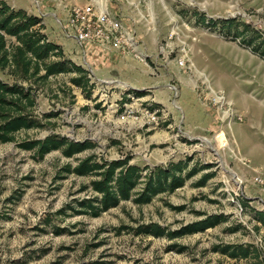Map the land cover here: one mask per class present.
Wrapping results in <instances>:
<instances>
[{
  "label": "rangeland",
  "instance_id": "374dc122",
  "mask_svg": "<svg viewBox=\"0 0 264 264\" xmlns=\"http://www.w3.org/2000/svg\"><path fill=\"white\" fill-rule=\"evenodd\" d=\"M5 1L44 17L50 34L58 33L98 84L83 90L71 83L74 73L35 84L34 118L40 126L0 142V264H264V226L255 219V210L264 209V185L254 182L264 172V58L223 33L221 24H207L235 17L264 32V0H100L136 31L131 51L82 47L65 34L49 0ZM127 56V67L114 70ZM108 72L131 86L113 81L116 77L97 78ZM0 77L14 81L8 69ZM125 87L147 91L144 101L164 111V119L152 128L143 125L146 118L118 120V94ZM53 134L96 146L70 158L61 150L39 158L19 145ZM91 154L109 160L129 155L142 168L183 160L188 169L199 170L184 186L148 204L126 200L92 216L73 208L93 194V176L62 171ZM206 173L213 175L198 185ZM178 206L184 208H173ZM209 214L227 218L176 238L134 230L152 222L175 230ZM222 244L256 250L233 259L213 250Z\"/></svg>",
  "mask_w": 264,
  "mask_h": 264
},
{
  "label": "trees",
  "instance_id": "16d2710c",
  "mask_svg": "<svg viewBox=\"0 0 264 264\" xmlns=\"http://www.w3.org/2000/svg\"><path fill=\"white\" fill-rule=\"evenodd\" d=\"M207 24H221L223 33L233 39L239 38L242 45L249 46L253 52L264 58V32L247 23L238 24L235 17L209 19ZM45 28L42 17L29 14L22 8L16 10L5 0H0V71L8 69L14 76L13 82H7L0 77V142L14 141L18 131L40 126L34 118L37 97L35 84L44 83L51 76L61 73H74L70 78L72 84L90 92L95 87L89 72L82 65L68 59L62 47L49 40ZM21 80L30 82L24 85ZM145 93L146 91H137L139 96ZM19 145L24 149L35 150L39 158L53 150H61L65 157L70 158L96 146L89 140H70L56 134L42 139L25 140ZM131 159L129 155L112 160L98 159L96 154H91L79 158L75 165L64 166L62 171L77 176H93L90 181L93 194L78 200L80 209H73L78 213L99 216L126 200H133L138 205L148 204L155 196L174 192L184 186L199 170L198 167L188 169V163L183 160L170 161L166 165H146L142 168L131 163ZM212 175L213 173L204 174L198 185L205 184ZM173 208L183 209L184 206ZM226 218L224 214H209L175 230H169L158 222L139 224L134 230L137 235H166L176 238L203 232ZM255 219L264 226V209L255 210ZM122 228H118V232ZM60 230L56 229V232L59 233ZM213 250L233 259H240L254 254L256 249L254 245L248 244H222L215 245Z\"/></svg>",
  "mask_w": 264,
  "mask_h": 264
},
{
  "label": "built area",
  "instance_id": "2783aa9c",
  "mask_svg": "<svg viewBox=\"0 0 264 264\" xmlns=\"http://www.w3.org/2000/svg\"><path fill=\"white\" fill-rule=\"evenodd\" d=\"M88 1L82 6L66 7L65 5L67 8L66 20L61 22L65 34L74 37L82 47L94 44L101 48L133 50L137 44L136 31L125 24L124 18L119 15V12H111L98 0ZM96 1L98 2L96 3ZM179 64L185 66L186 59H180ZM89 76L92 78L91 73ZM120 90L117 107L121 108V114H119L118 120L122 122L130 119L140 121L146 118L143 125L147 124V127L152 128L166 116L164 111L160 112L159 108L153 109L151 105H148L149 103L144 101L143 96L137 94L138 90L126 87L120 88ZM254 182L264 185V172L256 175Z\"/></svg>",
  "mask_w": 264,
  "mask_h": 264
},
{
  "label": "crops",
  "instance_id": "0c3cea01",
  "mask_svg": "<svg viewBox=\"0 0 264 264\" xmlns=\"http://www.w3.org/2000/svg\"><path fill=\"white\" fill-rule=\"evenodd\" d=\"M86 0H49V3H50V6H53L52 8H53V14L58 18V20L60 21V22H62L63 20H61V18H60V16L61 17H63V16H65L66 17V15H67V6L68 7H70V6H73V5H78V6H82V5H84L86 2H85ZM99 2H101L100 0H98ZM98 1H96V3L98 2ZM65 5H66V7H65ZM99 7H100V5H98ZM35 14V13H34ZM43 22H44V24H45V26H46V28H45V32L47 33V35H48V38H49V40H51V41H53V42H55L56 44H58V45H60L61 47H62V49H63V51H64V54H65V56L68 58V59H71L72 61H74L75 63H77V64H79L74 58V54H72L71 52H69L68 51V49L66 48V45H65V42L58 36V33H56L55 34V36L53 35H51L50 34V32H49V29H48V27H47V23H46V21H45V19H44V17H43ZM144 40V39H143ZM131 56H127L126 58H124L123 60H118L120 63H116L115 64V66H112V67H114L115 69L114 70H118L119 72L122 70V69H124V68H126L127 67V65H128V59L130 58ZM133 58V57H132ZM140 61V60H139ZM91 62H95V60H91ZM123 63V64H122ZM80 65H82V64H80ZM83 66V65H82ZM84 67V66H83ZM111 66H105V67H103L104 69H109V70H111V68H112ZM85 68V67H84ZM88 72H89V74L91 73L90 72V70H88L87 68H85ZM109 74V72L107 73V74H105L104 76H102V77H97V75L96 74H94L98 79H105V78H108V77H116V76H106V75H108ZM91 78V77H90ZM109 79H112V78H109ZM113 80V79H112ZM113 81H122V80H120L119 78L117 79V77H116V79H114ZM112 81V82H113ZM91 82H94L95 83V85H96V80H95V78H91ZM110 82V81H109ZM122 83H126L125 81H122ZM113 84V83H112ZM127 85H130L131 86V84H128V83H126ZM133 85V84H132ZM125 86V85H124ZM135 86V85H134ZM136 87H139V88H141V87H146V86H136ZM127 88V87H126ZM136 89H138V88H136ZM146 90V89H145ZM147 95V91H146V94L145 95H143V96H146ZM155 95L156 96H158V94H156L155 93ZM159 103L160 102H162V101H158ZM156 165V164H155Z\"/></svg>",
  "mask_w": 264,
  "mask_h": 264
}]
</instances>
